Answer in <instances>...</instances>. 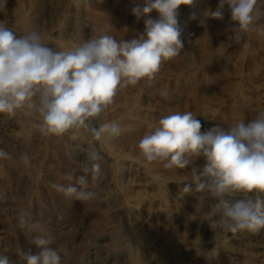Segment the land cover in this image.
Returning <instances> with one entry per match:
<instances>
[{
  "label": "rangeland",
  "instance_id": "1",
  "mask_svg": "<svg viewBox=\"0 0 264 264\" xmlns=\"http://www.w3.org/2000/svg\"><path fill=\"white\" fill-rule=\"evenodd\" d=\"M43 1L7 0L5 5L0 0V24L17 35L36 31L47 46L65 51L101 35L120 41L145 31L147 17L137 20L132 14L143 0ZM219 2L195 0L193 5H181L180 54L162 64L151 84L141 81L121 89L113 104L93 121L97 127L120 123L119 137L97 139L84 129L45 135L39 129L38 114L26 109L6 114L14 118V132L21 137L18 149L9 145L11 197L19 200L26 184L32 187L40 199L34 228L53 240L61 264H72L71 248L80 241L87 250L96 251L87 253L90 262L104 259L109 251L116 253L115 264H151L153 259L165 264H264V247L257 249L250 243L256 234L228 231L227 236L234 239L233 254L221 252L219 245L204 244L200 215L209 209L208 192L184 190L192 166L168 169L148 162L138 148L163 116L175 112L191 111L201 121L203 133L216 126L227 130L264 110V0L258 4L255 30L239 43L230 38L233 22L228 5L223 19L208 15ZM38 5L42 9L35 11ZM28 8H34V15ZM46 11L52 14L51 22ZM148 16L156 19L159 14L153 11ZM205 162L200 157L195 164L202 168ZM63 183L68 202L66 207L55 206L49 191ZM81 192L94 195L83 198L77 195ZM21 223H32L27 210ZM93 227L94 231L105 228L102 239L94 240ZM15 264L26 262L21 257Z\"/></svg>",
  "mask_w": 264,
  "mask_h": 264
},
{
  "label": "clouds",
  "instance_id": "2",
  "mask_svg": "<svg viewBox=\"0 0 264 264\" xmlns=\"http://www.w3.org/2000/svg\"><path fill=\"white\" fill-rule=\"evenodd\" d=\"M260 2L220 0L208 15L223 19L228 5L233 22L230 38L239 43L255 30ZM3 3L6 5L7 0ZM194 3L143 0V5L132 9L137 20L147 17L145 31L138 37L118 41L101 35L67 51L47 46L36 31L17 35L0 24V113L15 115L22 109L36 113L45 135L84 129L97 139L119 137L120 123L112 121L97 127L93 121L113 104L121 89L141 81L151 84L162 64L180 54L183 42L178 9ZM153 11L158 18L148 16ZM201 126L191 111L163 116L158 126L142 137L138 148L148 162L162 163L168 169L191 165V180L184 190L207 191L215 198L220 228L258 234L264 230V110L227 130L216 126L202 133ZM6 155L0 150V157ZM92 155L97 157L96 153ZM200 157L206 161L202 168L195 164ZM23 159L28 163L27 156ZM94 167L98 169L99 165ZM77 195L88 198L94 194ZM237 196L243 198L235 199ZM32 243L38 249L36 253L18 249L26 264H61V256L47 233L34 235ZM0 264L13 262L8 255L0 254Z\"/></svg>",
  "mask_w": 264,
  "mask_h": 264
},
{
  "label": "bare ground",
  "instance_id": "3",
  "mask_svg": "<svg viewBox=\"0 0 264 264\" xmlns=\"http://www.w3.org/2000/svg\"><path fill=\"white\" fill-rule=\"evenodd\" d=\"M29 9L30 8H28V10ZM39 9H42V8H40L38 5L35 11H39ZM49 11L48 12L46 11L47 22L51 20L50 18L51 13ZM28 13L31 15L32 14L34 15V8H31ZM13 119H11L10 116H7L6 114L0 113V150H3L7 154L6 157H0V254L8 255L10 257V260L13 262V264H15L17 259L19 260L21 258V256L18 255L19 248H22L24 251H28V250H31V252L38 251L36 246L32 243V238L34 235L40 233L39 229L34 228V224H35L34 222H36V219L39 220L37 218V215H38L40 199H38V196L34 193V190L32 189V187L29 185L27 186L26 183H25L26 187L23 188V191H22L23 195L21 199L14 200L11 197V194H12L11 193V180L7 172L8 171L7 165L9 164V159H10L9 145H15L18 149L19 138H21L18 134L14 132V123L12 121ZM201 120H204V118L203 119L201 118ZM65 187L63 183L59 187L53 189L52 191H49V195H51L55 206L58 205L59 207L60 206L64 207L65 204L68 202L67 201L68 194L64 191ZM206 198L208 200L207 205L209 206V209L205 212L203 211V213L200 215L201 218L199 217L201 225L203 226L202 229L205 234L204 244L210 245V246L219 245L220 247L219 250L221 252L226 253V254H233L235 252V247L232 248L233 245H235L234 239L232 240L231 238H229L230 236L229 237L227 236L228 231L220 228L217 223L218 216H217V213L214 211L216 200L215 198L211 196L209 192ZM24 210L28 211V216L30 217L31 222L33 223V224L31 223L32 225L30 224L26 226L21 223V217H22V214L24 213ZM96 229L97 227L95 228V231H94V227H93L94 234L93 233L92 234L94 236V240L102 239L104 236L103 229L105 228L103 227V229L101 230H98V229L96 230ZM262 233H263V230L260 231L258 234H256L252 240L250 238V243L252 247H255L257 249L264 247V235ZM231 237L233 238V236ZM80 242H76V244L74 242V246L71 248L70 260L72 264H109V263L115 264L116 253L109 252V251L106 255L104 254L105 255L104 259L100 260L99 258L98 262L97 261L93 262L94 260L93 259L90 262L88 259L87 253L94 254V252L96 253V251L92 252V250L90 251V249L87 250V247L84 246L85 244H82ZM108 248L111 249V247H108ZM124 251L126 252V250ZM22 262L23 260L19 263H22ZM127 262H128L127 264H129V261ZM150 262L151 264H165L164 261L154 260V259L151 260ZM120 264H126V263H120Z\"/></svg>",
  "mask_w": 264,
  "mask_h": 264
}]
</instances>
